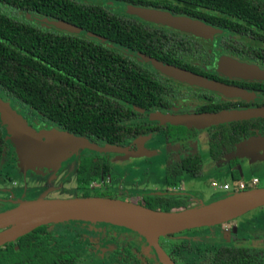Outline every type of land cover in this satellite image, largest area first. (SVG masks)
Listing matches in <instances>:
<instances>
[{
    "label": "flooded vegetation",
    "instance_id": "1",
    "mask_svg": "<svg viewBox=\"0 0 264 264\" xmlns=\"http://www.w3.org/2000/svg\"><path fill=\"white\" fill-rule=\"evenodd\" d=\"M97 2L107 10L120 14L124 32H121L119 44L108 42L92 32H87V37L117 57L113 59L118 61L117 67L123 70V75L121 79L119 76V85L108 83L113 86L109 102L113 103L116 109L112 121L107 123L112 124L116 130L112 139L89 140L99 148L108 146L111 150L78 151L83 153L77 163L78 182L79 168L83 162L87 168L94 164V167L100 170L99 179L88 185L89 197L102 195V198L119 200L128 193L123 187L120 192L113 190L109 178L129 180L127 176L137 174L142 182L133 181L134 186H138L128 189L130 197L125 196V201L159 211H182L208 204L184 192L180 184L182 177L202 181L226 176L231 178L232 183H237L234 186L229 182L219 185L212 180V188L225 192L214 201L255 190L259 179L253 178L256 180L253 184V179L245 183L242 177L248 170H264V116L207 127L176 125L167 120L238 109L264 108V78L259 77L264 73V37L252 29L248 30L246 23L243 24V19L223 15L205 17L190 14L189 5L177 0ZM246 2L248 5L264 8V0ZM0 5L13 13L31 18V15L20 10L1 3ZM129 7L188 18L207 25L216 32L208 36L194 35L164 24L161 20L128 14ZM198 10L201 11L200 8ZM0 14L30 25L28 20L22 21L2 12ZM227 20L234 23L231 28L222 25L223 21ZM237 21L242 24L240 27L236 24ZM58 31L63 35H86V32L72 34ZM161 68L192 73L215 82L220 89L212 90L180 81L164 73ZM227 89L237 90L239 93L230 94ZM0 99L7 102L35 130L58 129L34 115L31 116L25 106L15 102L1 90ZM3 130L6 138L7 132L4 128ZM10 154L15 156V162L20 165L13 145L6 138L2 160L4 155ZM100 183H103V186L107 183L105 191L99 190ZM78 189L81 193L77 194L76 198L84 192L81 190L83 186ZM20 201L26 199L15 196L12 191L7 195H0V212L11 210ZM228 223L221 224L219 232L217 230L220 236L218 237L221 241L223 239V242L220 241L210 256L209 264L224 245L247 246L264 252V232L261 237H254L251 232L240 236L242 232L232 233ZM252 225L256 226L255 222ZM251 226L246 227V231ZM214 227L170 234L165 241L159 237L158 246L165 259H162L155 247L138 232L101 222L73 221L48 228V249L50 253L62 254L64 258L58 257L57 261L64 264H193L194 249L198 246L189 244L192 243L188 241L189 236H192L193 232ZM65 234L71 237L69 241L63 238ZM178 235L187 237H184L183 241L171 239ZM230 236L233 237L228 240ZM17 240L0 248L11 246L14 251H18Z\"/></svg>",
    "mask_w": 264,
    "mask_h": 264
},
{
    "label": "trees",
    "instance_id": "2",
    "mask_svg": "<svg viewBox=\"0 0 264 264\" xmlns=\"http://www.w3.org/2000/svg\"><path fill=\"white\" fill-rule=\"evenodd\" d=\"M97 1L0 0L1 4L22 13L65 21L86 32L81 36L63 35L42 22L29 25L0 14V90L25 106L31 115L62 131L88 140L109 141L116 130L107 123L112 121L116 109L109 102L113 86L108 83L119 85L123 70H119L118 61L113 59L117 57L88 38L87 32L119 44L124 29L120 14L107 10ZM109 1L136 3V0ZM177 1L186 2L190 14L243 19L248 30L264 37L261 6L248 5L246 0ZM223 22L229 28L234 24L231 20ZM236 24L242 25L239 21ZM5 145V131L0 126V163ZM85 164L79 168L78 180L84 191L80 198L89 197L88 185L100 176L94 164L90 168ZM64 223L44 225L18 238V251L11 246L0 248V264H64L57 261L58 257L64 258L62 254L49 252L47 230ZM210 264H264V252L247 246L224 245Z\"/></svg>",
    "mask_w": 264,
    "mask_h": 264
},
{
    "label": "water",
    "instance_id": "3",
    "mask_svg": "<svg viewBox=\"0 0 264 264\" xmlns=\"http://www.w3.org/2000/svg\"><path fill=\"white\" fill-rule=\"evenodd\" d=\"M127 12L155 21L161 20L160 22L164 24L198 36H208L216 32L213 28L200 22L188 18L173 17L169 13L156 10L129 7ZM41 22L68 33L78 34L81 32L80 28L63 21L42 18ZM161 70L180 81L197 84L212 90L220 89L214 84L215 82L192 73L169 68H161ZM259 77L264 78V73H261ZM227 91L234 95L239 93L233 89H227ZM263 116L264 108L238 109L197 117L173 118L167 121L176 125L207 127ZM0 124L6 130V138L13 145L20 163L25 167L35 165L57 166L80 150H111V147L108 146L99 148L87 138L74 136L67 131L55 128L35 130L7 102L1 99ZM17 203L20 209H13L0 214V247L48 224L68 221L105 222L122 225L138 232L155 247L158 255L165 259L164 253L158 246L159 237L221 225L251 210L263 207L264 189L238 193L228 198L182 211L153 210L134 203L102 197H77L40 202L20 201Z\"/></svg>",
    "mask_w": 264,
    "mask_h": 264
},
{
    "label": "rangeland",
    "instance_id": "4",
    "mask_svg": "<svg viewBox=\"0 0 264 264\" xmlns=\"http://www.w3.org/2000/svg\"><path fill=\"white\" fill-rule=\"evenodd\" d=\"M0 12L6 15H13L22 21L28 20V23L30 24H38V22H41V19L35 15H31L30 19L25 18L22 15L13 13L10 9L2 5H0ZM82 154H83L82 152H77L76 154H72L65 161L61 162L57 166H52V167H47L42 165L25 167L15 162L16 160L15 156H11V154L9 156L4 155L0 167V195H7L12 191L15 196L25 198L27 202H37V201L40 202L44 200L76 198L77 194L81 193L78 189L81 188V183H79L76 179L77 177L76 172H77L78 159L80 156H82ZM127 177H129V180L123 178H116V179L112 178L111 180L109 178L108 181H110L109 184L113 190L120 192L122 191L121 187H123L126 190L125 192H127L130 197L128 189L129 188L132 189L138 186V185L134 186L133 181L139 180V177L138 174L137 176L129 175ZM255 177L259 179V184L257 185L256 189H264V170L262 168H256L253 170L245 171L243 173L242 178L243 181H245V183H248L251 182V180ZM212 180H215L219 185L223 184L224 182H229L232 186L237 185V183H232L230 177H226V176H220L219 178L217 177L215 179L202 180V181L193 180L190 177H182L180 184L183 187L184 192L192 194L193 197L196 198L197 200H201L203 203H211L214 202L216 198H219L221 195L225 193L219 190L218 188H212L210 185V182ZM139 182H142L141 178ZM106 184L107 183H104L103 186V183L102 184L100 183L98 185L99 190L105 191ZM128 195L125 196L128 197ZM124 197H121V199L119 200L125 201L126 198ZM13 209L17 210L20 208L18 206H15L11 210ZM254 222L256 226L254 225L251 226V224ZM106 224H112V223H106ZM112 225L123 227L125 229H130L128 227L118 224H112ZM228 225L230 226L232 233L237 234L239 233V231L242 232V235L240 236H243L244 234H246V232H251L252 236L261 237V235L264 232L263 231L264 206L251 210L246 214L234 220H231L228 223ZM248 226H251V228L249 229L247 228L246 231L245 228ZM220 227L221 225H217L210 230H199L191 233L192 236H189L190 238L188 239V241H192V243L189 244L195 247L198 246L196 249H194L195 250L194 256L192 257L193 264H209L208 261H210L209 260L210 256L217 249L221 241V239H219L220 236L218 235ZM167 236L168 235L161 236L162 240L165 241ZM248 236L250 235H246V237ZM184 237H187V235H183V236L178 235L171 239L183 241ZM232 237L230 236L228 240ZM63 238L69 241L71 237H69L68 234H65ZM221 242H223V239Z\"/></svg>",
    "mask_w": 264,
    "mask_h": 264
},
{
    "label": "built area",
    "instance_id": "5",
    "mask_svg": "<svg viewBox=\"0 0 264 264\" xmlns=\"http://www.w3.org/2000/svg\"><path fill=\"white\" fill-rule=\"evenodd\" d=\"M255 182H256V180L253 179V180H252V183L254 184ZM242 186H243V184L241 183V184H240V187H242ZM224 188H225V187H224Z\"/></svg>",
    "mask_w": 264,
    "mask_h": 264
},
{
    "label": "crops",
    "instance_id": "6",
    "mask_svg": "<svg viewBox=\"0 0 264 264\" xmlns=\"http://www.w3.org/2000/svg\"><path fill=\"white\" fill-rule=\"evenodd\" d=\"M203 205H205V204H203Z\"/></svg>",
    "mask_w": 264,
    "mask_h": 264
}]
</instances>
